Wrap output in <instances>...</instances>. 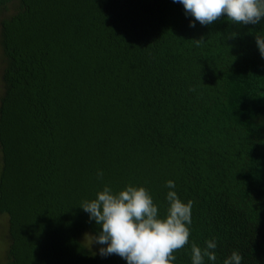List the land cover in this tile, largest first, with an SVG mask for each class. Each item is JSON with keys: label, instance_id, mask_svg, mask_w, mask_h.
I'll return each instance as SVG.
<instances>
[{"label": "trees", "instance_id": "obj_1", "mask_svg": "<svg viewBox=\"0 0 264 264\" xmlns=\"http://www.w3.org/2000/svg\"><path fill=\"white\" fill-rule=\"evenodd\" d=\"M11 3L0 20L3 263L127 264L80 241L100 231L80 206L131 184L162 218L169 191L193 201L174 264H191V244L213 238L217 258L204 264L233 251L264 264V58L254 37L264 20L190 27L173 0L0 8Z\"/></svg>", "mask_w": 264, "mask_h": 264}, {"label": "clouds", "instance_id": "obj_2", "mask_svg": "<svg viewBox=\"0 0 264 264\" xmlns=\"http://www.w3.org/2000/svg\"><path fill=\"white\" fill-rule=\"evenodd\" d=\"M181 3L185 14L195 22L208 26L226 18L232 24L257 25L264 20V0H173ZM237 32L226 35V39L235 38ZM260 55L264 58V36L255 35ZM204 36L195 39L200 45ZM100 178L103 172H98ZM169 189H174L173 181H167ZM169 207L163 218L151 194L144 187L127 185L114 193L109 186L96 194V198L83 201L80 208L95 221L100 231L87 235L92 244L103 245L99 255L107 257L118 255L127 264H174V252L189 244L191 212L193 201H182L175 191H169L166 197ZM215 238L206 241V247L191 244V264H204L205 257L216 260ZM242 256L233 251L223 264H241Z\"/></svg>", "mask_w": 264, "mask_h": 264}, {"label": "rangeland", "instance_id": "obj_3", "mask_svg": "<svg viewBox=\"0 0 264 264\" xmlns=\"http://www.w3.org/2000/svg\"><path fill=\"white\" fill-rule=\"evenodd\" d=\"M16 10V4L15 3H11L8 6H6V8H0V20L2 18L8 17L11 14H13ZM1 67H2V55H1V51H0V72H1ZM2 91V87L0 84V93ZM6 227V218L0 216V264H4V252L6 249V243L7 240L5 239V228ZM80 241L85 245V247L88 248V250L92 251V252H98L99 250V245L97 244H92L90 246V239L87 235H83L80 238Z\"/></svg>", "mask_w": 264, "mask_h": 264}]
</instances>
